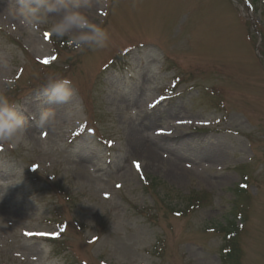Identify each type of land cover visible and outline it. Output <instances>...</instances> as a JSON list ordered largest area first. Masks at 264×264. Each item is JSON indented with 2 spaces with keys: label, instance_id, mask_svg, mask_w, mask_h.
<instances>
[{
  "label": "rangeland",
  "instance_id": "374dc122",
  "mask_svg": "<svg viewBox=\"0 0 264 264\" xmlns=\"http://www.w3.org/2000/svg\"><path fill=\"white\" fill-rule=\"evenodd\" d=\"M81 4L107 47L29 31L0 0V93L31 139L0 148V264H221L244 181L242 263L264 264V0ZM49 76L72 81V105L46 103Z\"/></svg>",
  "mask_w": 264,
  "mask_h": 264
},
{
  "label": "clouds",
  "instance_id": "9594fccd",
  "mask_svg": "<svg viewBox=\"0 0 264 264\" xmlns=\"http://www.w3.org/2000/svg\"><path fill=\"white\" fill-rule=\"evenodd\" d=\"M81 7V0H16V14L29 31L47 25L54 37L67 39L75 51L107 47L110 39L107 29L92 22ZM43 92L46 103L58 105H72L75 96L72 81L57 76L48 77ZM131 115L135 116L134 110ZM30 119L38 128H47L53 123V113L44 108L38 117L33 114ZM28 120L22 104L0 93V148L27 150L31 144Z\"/></svg>",
  "mask_w": 264,
  "mask_h": 264
},
{
  "label": "trees",
  "instance_id": "16d2710c",
  "mask_svg": "<svg viewBox=\"0 0 264 264\" xmlns=\"http://www.w3.org/2000/svg\"><path fill=\"white\" fill-rule=\"evenodd\" d=\"M65 45L71 46L69 42H65ZM263 45V43H262ZM264 46V45H263ZM47 83H44V86ZM150 183L148 187L160 186L156 178H149ZM245 181L239 184L235 189H233V195L235 200L232 201V210L229 219L225 221L224 224H220L216 230V233L221 236L222 246L219 249L220 263L221 264H243V252L239 242L240 234L245 222L242 216V211L239 210L240 201H237L239 196L246 192ZM201 199L198 195H192L188 198L184 210L174 212L178 216L185 215L187 212L193 211L195 207L202 206L200 204ZM197 201H199L197 203ZM231 217V218H230Z\"/></svg>",
  "mask_w": 264,
  "mask_h": 264
},
{
  "label": "snow or ice",
  "instance_id": "6c2138e0",
  "mask_svg": "<svg viewBox=\"0 0 264 264\" xmlns=\"http://www.w3.org/2000/svg\"><path fill=\"white\" fill-rule=\"evenodd\" d=\"M45 63H48V61H45ZM161 134H163V133H161ZM137 168L139 169V164L137 163ZM40 235H44V234H40ZM52 238H58V237H52Z\"/></svg>",
  "mask_w": 264,
  "mask_h": 264
}]
</instances>
